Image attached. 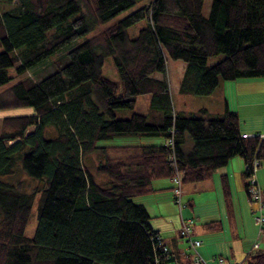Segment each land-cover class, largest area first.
Masks as SVG:
<instances>
[{
    "label": "trees",
    "instance_id": "trees-1",
    "mask_svg": "<svg viewBox=\"0 0 264 264\" xmlns=\"http://www.w3.org/2000/svg\"><path fill=\"white\" fill-rule=\"evenodd\" d=\"M140 1L0 0V87L12 80L9 68L32 73L0 93V110L33 111L1 120L0 264H167L169 251L133 199L152 192L155 179L207 181L234 157L246 181L253 162H264V135L242 138L227 107L215 116L175 111L165 65V56L184 63L181 95L205 97L223 81L264 78V0H212L207 17L203 0H150L71 47ZM108 56L119 85L102 75ZM141 95L150 96L147 114L115 118ZM116 136L163 143L97 146ZM91 153L100 161L92 170L83 162ZM19 176L38 185L27 191ZM220 180L227 197V179ZM248 260L264 264V249Z\"/></svg>",
    "mask_w": 264,
    "mask_h": 264
},
{
    "label": "crops",
    "instance_id": "crops-1",
    "mask_svg": "<svg viewBox=\"0 0 264 264\" xmlns=\"http://www.w3.org/2000/svg\"><path fill=\"white\" fill-rule=\"evenodd\" d=\"M183 69L184 66L182 67V72ZM201 103L197 109L203 108L211 115L222 114L225 107L237 115L242 112L246 119L238 116L240 134L264 135V113L262 116L259 114L253 118L250 116L252 111H258V109L252 110V107H264V78L220 82L214 92L209 96H205ZM244 111H247V114ZM181 112L189 113L186 110ZM247 118L248 120H255L254 124L242 126L240 120L245 123ZM243 168V160L239 157H234L228 161L226 166L215 170L209 180L196 184L182 185V195L197 193L200 186L202 190L221 189L220 177L222 175L227 179L229 196L230 190H233V185L237 193L245 192L244 185L246 181L242 177ZM255 178L257 183L262 181L259 174ZM170 188V179H155L151 183L152 192L137 197V201L133 199V202L142 205L149 214L152 229L158 233V237L170 253L171 260L167 264H191L190 261L194 254L193 249L186 240L178 236L177 229L180 219L176 215L175 207L171 202ZM261 196L264 200V195L261 194ZM246 200L247 203H244L242 206L243 210L240 209L239 214L238 212L235 214V211L232 208L230 209V207L225 209L226 227L220 220H217L219 227L216 230H208L205 229L204 224L195 226L193 223L191 237L192 239L200 240L201 243L196 251L203 259L210 261L213 257H221L224 259L225 264H235L248 260L249 255L254 252L252 249L253 244H257L258 248L256 250L261 249L264 235L259 238V234L257 238H253L255 237L256 228L254 229L252 218L250 217L252 208L250 209L249 205L251 202L247 195ZM186 201L187 205L191 207L190 201ZM192 215L194 216L195 213H192ZM262 232L264 233V230ZM253 239L255 243L251 242Z\"/></svg>",
    "mask_w": 264,
    "mask_h": 264
},
{
    "label": "rangeland",
    "instance_id": "rangeland-1",
    "mask_svg": "<svg viewBox=\"0 0 264 264\" xmlns=\"http://www.w3.org/2000/svg\"><path fill=\"white\" fill-rule=\"evenodd\" d=\"M148 1L150 0H141L140 2H138L136 5H134L133 7L129 8L128 10L124 11V13H120L119 15H117L116 17H114L112 20L98 25L96 26L91 32H89L88 34H86L85 36L81 37L80 39H78L77 41H75L71 47L80 44L81 42H83L85 39L90 38L94 35H96L98 32H100L102 29L110 26L113 22L118 21L119 19H121L122 17L126 16L127 14L135 11L136 9H138L139 7H142L144 4L147 5ZM212 0H203V7H202V13L205 17L208 16L209 13V8H210V4H211ZM144 22L140 21L138 23H136L134 26L130 27L128 29V34L131 37H134L135 34L138 32L139 28L143 27ZM0 51H2V48L0 47ZM221 57V55L218 56H214L211 57L207 60V64L208 65H212L215 62H217L219 60V58ZM165 65H166V77H167V81H168V85H169V94H170V101H171V105L172 108L175 111H182V110H186L189 113H194L196 112L198 109V106H200V104H202L201 102L203 101L204 97L201 96H194V95H181L178 93L177 91V85L179 82V78H180V73L182 72V67L184 66V63L182 61H178V60H172L170 58H168L167 56H165ZM8 74L9 76L12 77V80H10L7 84L3 85L0 87V93L4 92L5 90H7L11 85H13L14 83L20 82L21 80H23L24 78H26L27 76H30L32 73L27 72L25 74L22 75H16L14 67L13 68H9L8 69ZM102 75L107 77L109 80L117 83L119 85V80L118 77L116 76L114 67H113V60L111 56L105 57L104 61H103V65H102ZM156 77H159L158 74L155 75ZM149 101H150V96L149 95H141L139 97L136 98L134 107L132 109H115L114 110V116L116 119H124V118H129V116L132 113H138V114H142L145 115L148 113V105H149ZM197 109V110H196ZM254 109H258V111H252V115L251 118H253L255 115L258 116L259 114L262 116L264 113V107L260 106V107H252V110ZM32 108L30 107H18V108H7V109H1L0 110V132H1V120L3 118H8V117H18V116H27V115H31L32 114ZM247 114V111H244ZM215 116V115H212ZM239 118H245L246 117L243 115V113L241 112ZM255 122V120L251 119L248 120L244 123L243 120H240V123L242 126H248V125H253ZM254 135V134H253ZM249 136H252L249 135ZM161 142H163L162 137H145V136H116L112 139L109 140H101L98 141L97 146H134V145H150V144H160ZM83 162L86 166H88L90 168V170L93 169V167L100 162L97 158V155L95 153H91L88 154L87 156L84 157ZM260 167H258L256 169L255 172V177L256 175L259 174V177L262 181H259V183H257V187L260 190L261 194L264 195V163L263 164H259ZM22 180H23V184L24 187L27 191H29L30 189H32L33 186L38 185V183L36 181H31L28 179V177L22 178L21 176H19ZM96 180H105L104 177H99V176H95ZM166 180V179H163ZM256 180V178H255ZM247 183V180H246ZM204 187V186H202ZM199 191H197V193H193L191 195H182L181 197V201L183 205H187V201L189 200L191 203V207H189L188 205L186 207H182L181 210H178V207L174 204V202L171 200L172 205L175 207V212L176 215L178 216V218L181 220H187V219H191L194 221V225H199L201 226V224H205V222H212L213 220H220L222 222V224L226 227L227 226V221L225 220V216H224V211L225 209L228 207H230V209L232 208L235 211V214L239 211L240 209L243 210V205L244 203L247 201L246 200V194L245 192H239L237 193L235 191V187L233 185V190H230V196L225 197V195L223 194L222 190L220 188H216V190L210 189V190H202L201 186L198 188ZM172 199V197H171ZM135 201H137V197L134 198ZM247 203V202H246ZM250 209L254 208V205L251 203L250 205ZM32 217L29 220V223L26 227L25 230V235L27 237H31L33 232H34V228H35V224H36V220H35V204L34 206H32ZM192 213H195V215L193 216ZM253 214H250V217L252 218V224L254 225V229L256 228V233H255V237H253L254 239L257 238V236L259 235L261 238V236L264 235V233L259 230V227L257 226V224L254 222L253 220ZM239 219V218H238ZM180 227V223L178 226V229ZM177 229V230H178ZM252 240L251 242H254L255 240ZM200 241V240H199ZM255 243V242H254ZM263 245L261 246V249H264V239H263ZM252 244V243H251Z\"/></svg>",
    "mask_w": 264,
    "mask_h": 264
},
{
    "label": "built area",
    "instance_id": "built-area-1",
    "mask_svg": "<svg viewBox=\"0 0 264 264\" xmlns=\"http://www.w3.org/2000/svg\"><path fill=\"white\" fill-rule=\"evenodd\" d=\"M253 136V135H252ZM263 135H260L262 137ZM242 138L251 137L249 135L243 134L241 135ZM171 143L170 141H168ZM259 162L254 161L252 166V173L250 174V177L247 179V194L249 196L250 202L254 205V208L252 209L253 214V220L259 227V230H264V200L262 199L261 192L257 187V183L255 180V172L256 169L259 167ZM171 182V196L172 201L174 204L178 207V210L180 211L182 207H185L186 205L182 204L181 197H182V185L180 182V179L178 176H174L170 179ZM194 221L191 219H185L180 221V227L177 230L178 236L184 240L187 241V243L190 245V247L193 249V258L190 261L191 264H225V261L221 257H213L212 259L205 260L203 259L196 251L197 247L200 245V241L196 239H192L191 237V230L193 226ZM160 246H162V251L165 252V254L168 253V249L163 244L159 243ZM258 248L257 244H253L252 249L255 251ZM235 264H246V262H238Z\"/></svg>",
    "mask_w": 264,
    "mask_h": 264
},
{
    "label": "water",
    "instance_id": "water-1",
    "mask_svg": "<svg viewBox=\"0 0 264 264\" xmlns=\"http://www.w3.org/2000/svg\"><path fill=\"white\" fill-rule=\"evenodd\" d=\"M246 264H251V261H250V260H247V261H246Z\"/></svg>",
    "mask_w": 264,
    "mask_h": 264
}]
</instances>
